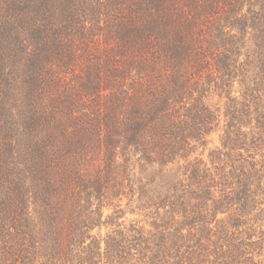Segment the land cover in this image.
Returning <instances> with one entry per match:
<instances>
[{"label":"trees","instance_id":"1","mask_svg":"<svg viewBox=\"0 0 264 264\" xmlns=\"http://www.w3.org/2000/svg\"><path fill=\"white\" fill-rule=\"evenodd\" d=\"M0 264H264V0H0Z\"/></svg>","mask_w":264,"mask_h":264}]
</instances>
